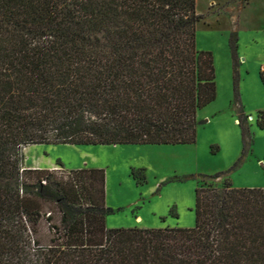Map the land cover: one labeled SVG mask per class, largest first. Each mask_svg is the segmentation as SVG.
Returning <instances> with one entry per match:
<instances>
[{
	"label": "trees",
	"instance_id": "obj_1",
	"mask_svg": "<svg viewBox=\"0 0 264 264\" xmlns=\"http://www.w3.org/2000/svg\"><path fill=\"white\" fill-rule=\"evenodd\" d=\"M200 19L196 0H0V264H264V188L203 183L191 228H106L103 169L23 166L31 145L194 144L216 98Z\"/></svg>",
	"mask_w": 264,
	"mask_h": 264
},
{
	"label": "rangeland",
	"instance_id": "obj_2",
	"mask_svg": "<svg viewBox=\"0 0 264 264\" xmlns=\"http://www.w3.org/2000/svg\"><path fill=\"white\" fill-rule=\"evenodd\" d=\"M196 13L201 19L195 45L212 54L216 98L197 112L194 144L31 145L22 150L24 168L52 164L49 170L65 179L73 169H103L105 206L114 211L104 218L106 228H191L194 191L203 183L264 188V130L255 123L256 113L264 110L259 80L264 68V0H196ZM233 31L240 62L236 94L228 47ZM241 126L248 130L244 155ZM131 170H141L144 179L133 178ZM216 174L218 178L208 177ZM52 215L57 223V214ZM48 227L44 221L40 224L42 236Z\"/></svg>",
	"mask_w": 264,
	"mask_h": 264
},
{
	"label": "crops",
	"instance_id": "obj_3",
	"mask_svg": "<svg viewBox=\"0 0 264 264\" xmlns=\"http://www.w3.org/2000/svg\"><path fill=\"white\" fill-rule=\"evenodd\" d=\"M38 165H40V167H42V168H39V167H34V168H36V169H50V166H52V164H46V165H41L40 163H38Z\"/></svg>",
	"mask_w": 264,
	"mask_h": 264
}]
</instances>
